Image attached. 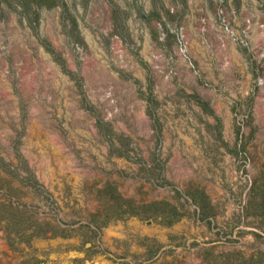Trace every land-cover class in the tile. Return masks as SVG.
Wrapping results in <instances>:
<instances>
[{"label":"rangeland","instance_id":"rangeland-1","mask_svg":"<svg viewBox=\"0 0 264 264\" xmlns=\"http://www.w3.org/2000/svg\"><path fill=\"white\" fill-rule=\"evenodd\" d=\"M54 1L0 0V264H264V0ZM114 193L184 215L115 218Z\"/></svg>","mask_w":264,"mask_h":264},{"label":"trees","instance_id":"trees-1","mask_svg":"<svg viewBox=\"0 0 264 264\" xmlns=\"http://www.w3.org/2000/svg\"><path fill=\"white\" fill-rule=\"evenodd\" d=\"M40 1L46 2L48 7H51L53 5L56 4V2L54 0H18V2L21 3L23 12L25 13V15L27 17H29L30 20V16H29V12L30 10L32 11V7L34 5V3L32 2H36V6L40 7L42 6V3ZM116 27L118 28L119 26V21L117 19V17L115 16L114 18ZM72 26H73V30H75V35L74 32L72 30L67 31V35L69 37V39H74L76 37L79 38V31L77 30V26H76V22L75 20L72 21ZM119 35V37L124 41L127 42L128 39L126 37V35L122 34L121 32L117 33ZM156 36L154 35V38ZM43 47L45 48L46 51H48L51 55V57L53 58L54 61H56L58 63V65L60 66L61 70L63 72H65L66 74L69 75V77L71 79L74 80L76 86L78 87V89L80 90V92L82 93V99L84 102L85 107L87 108V110H89L91 113H93L96 116V125L98 128V131L109 141V146L111 149V152H115V154L119 155V156H124L128 159L131 158V155L129 154V152L124 148V143L122 142V137H120L119 135H117L114 130L112 129L111 125L105 121H103L100 118L99 113L96 111V109L94 107H92L85 96L84 90H83V78L81 75H79L78 73L73 72L72 70H70L66 64V60L61 56V54L54 49V47L51 45L50 42H47L46 40H42L41 41ZM136 53V52H135ZM137 54V53H136ZM120 77L126 78L128 77L127 75H125L123 72H119ZM149 82V95H147L146 101H147V113L149 114V116L151 118H153V128L155 133L158 135L160 134V121L158 119V116L155 112L159 102L154 98V96L152 95L151 92V81L150 79L148 80ZM196 98V97H195ZM198 101L200 99H197ZM199 102H202L201 100ZM203 104V103H202ZM207 107V104H205V108ZM127 140H129V138H126ZM31 176H33V174H31ZM34 182H37L33 177H31ZM110 187H112V185H109ZM112 189H114L115 191V187ZM116 195L115 199V205L114 203H112L111 199V206L113 207H117L116 209V216L115 218H127V217H131V216H135L138 217L142 220L145 221H157L165 226H171L172 224H174L175 222H177L178 220H180V218L184 215L183 211H181L176 205L171 204L170 202H167L165 200L162 201H151V202H136L134 199L131 198H125L124 196L114 193ZM113 199V200H114ZM195 202L197 203V205H199L201 207V213L202 216L204 214H206V211L204 210V206L201 204L200 199H198L197 197L194 198ZM9 207L10 208H14L17 209V207H14L12 205V203H9ZM205 212V213H204ZM19 214L13 215L11 217L15 218V223H20V217H18ZM3 219L0 220L1 221H5L6 226H9V224L11 225V220L12 218L8 217V216H1ZM109 220V219H108ZM108 220H106L103 225H106L108 223ZM22 223V221H21ZM20 223V224H21ZM15 232V236H18V231L14 230ZM56 234V233H55ZM55 234H52L55 236ZM63 235L61 236H66L64 235V233H61ZM15 236H13L15 238ZM35 236H41L40 233L33 231L28 235V239H26V243L30 244V240L31 238L35 237ZM44 236V235H43ZM9 237V236H8ZM12 237H9V246H12L13 239ZM38 264L39 260H38Z\"/></svg>","mask_w":264,"mask_h":264}]
</instances>
